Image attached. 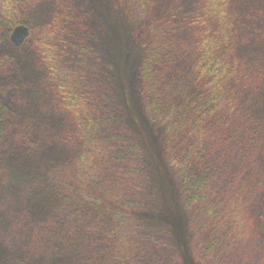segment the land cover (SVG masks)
Listing matches in <instances>:
<instances>
[{
  "label": "rangeland",
  "instance_id": "rangeland-1",
  "mask_svg": "<svg viewBox=\"0 0 264 264\" xmlns=\"http://www.w3.org/2000/svg\"><path fill=\"white\" fill-rule=\"evenodd\" d=\"M209 1L38 0L29 6L22 16L30 22L29 36L19 46L0 43V54L8 51L20 66L0 84L14 120L33 124L44 141L36 153L0 157V264H86L103 249L105 241L93 231L91 219L100 209H80L85 215L75 225L63 207L73 202L55 196L54 186L72 172L82 152L74 134L81 105L89 109L94 100L105 102L130 134L131 126L143 121L141 128L152 133L151 146L158 145L138 93L146 49L157 35L176 56L195 53L198 46L203 50L206 38L216 43L222 38L223 53L241 61L228 93L235 104L233 134L249 149L247 167L223 161L220 144L211 150L218 164L214 175L232 181L224 187L229 189L225 196H213L214 204L198 201L196 212L182 209L179 201L183 246L194 264H264V0ZM63 9L66 18L60 16ZM252 25L261 29L259 39H253ZM189 56L195 64L196 56ZM249 133L256 138L246 144ZM146 177L136 189V202L164 205V198L154 195L158 183ZM162 225L132 228L138 237L126 243L128 251L136 247L126 256L128 264H179L184 248L178 247L173 226ZM213 230H220L215 244L203 253L197 244Z\"/></svg>",
  "mask_w": 264,
  "mask_h": 264
},
{
  "label": "trees",
  "instance_id": "trees-1",
  "mask_svg": "<svg viewBox=\"0 0 264 264\" xmlns=\"http://www.w3.org/2000/svg\"><path fill=\"white\" fill-rule=\"evenodd\" d=\"M37 1L0 0L1 44H11L9 35L15 25L30 26L22 16ZM60 16L66 18L65 9ZM252 28L257 33V36L252 34L253 39H259L261 29L254 25ZM222 30L225 37L226 29ZM161 37L157 35L146 49L138 86L145 120L153 128L158 145L151 146L152 133L141 128L143 121L131 126L130 134L120 116L110 113L105 102L94 100L89 109L81 105L76 118L74 134L82 152L74 165L71 164L72 172L63 175L54 189L55 196H63L67 203L73 202L63 204V207H67L65 210L74 218L75 225L78 224L76 219L81 218L82 221L85 215L80 213V209L98 208L101 211L95 217L90 216L94 220L93 231L105 242L102 243L103 249L94 252L86 264H128L126 256H132L136 247L133 245V250L128 251L126 243H132L138 237L132 228L154 223L173 226L174 239L179 248H184L179 254L182 260L176 257L179 264H194L191 252L185 250L189 249L187 244L183 246L181 239L184 226L177 215L179 201L182 209L196 212L200 209L196 205L198 201L205 205L214 204L213 196H225L228 192L229 189L224 187L232 180L214 175L218 164L212 159L211 150L217 145L223 146L221 159L229 166L239 167L244 163L247 167L249 149L243 145L240 136L233 134L235 104L228 93L229 79L237 75L240 59L234 54L228 58L223 53L225 41L222 38L219 43L206 38L202 44L208 42V45L203 50L198 46L195 53L175 51L176 56ZM216 54L220 60H216ZM189 55L196 56L195 64L190 63ZM19 69V63L8 51L0 54V79L14 74V71L18 73ZM6 83L9 87L14 84ZM2 91L0 84L1 159L36 153L44 141L41 134L33 124L14 120V112L3 98ZM248 136L246 144L254 143L256 133ZM255 151L250 154V159L256 155ZM69 171L70 168L67 172L61 169L60 175ZM147 174L158 183L154 195L162 196L164 205L142 206L136 202V189L147 183V177L144 179ZM172 182L176 183V188ZM236 184L237 180L229 193ZM154 212L161 214L160 220L153 219ZM134 217L142 218L143 222L135 223ZM219 231L209 232L211 238L198 242L203 253L215 244Z\"/></svg>",
  "mask_w": 264,
  "mask_h": 264
},
{
  "label": "water",
  "instance_id": "water-1",
  "mask_svg": "<svg viewBox=\"0 0 264 264\" xmlns=\"http://www.w3.org/2000/svg\"><path fill=\"white\" fill-rule=\"evenodd\" d=\"M28 35L29 28L24 24H17L12 28L9 39L14 45L19 46Z\"/></svg>",
  "mask_w": 264,
  "mask_h": 264
}]
</instances>
